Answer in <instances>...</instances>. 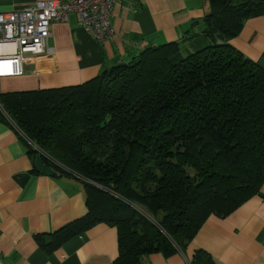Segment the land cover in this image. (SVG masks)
I'll use <instances>...</instances> for the list:
<instances>
[{"label": "trees", "instance_id": "trees-1", "mask_svg": "<svg viewBox=\"0 0 264 264\" xmlns=\"http://www.w3.org/2000/svg\"><path fill=\"white\" fill-rule=\"evenodd\" d=\"M206 45L147 46L85 82L0 94L24 137L82 182L86 213L41 241L46 251L97 222L117 230L111 264L181 250L210 215L264 186V54L228 41L264 0H207ZM27 145L31 153L36 152ZM50 166L46 159H42ZM204 249L190 264H212Z\"/></svg>", "mask_w": 264, "mask_h": 264}, {"label": "crops", "instance_id": "crops-1", "mask_svg": "<svg viewBox=\"0 0 264 264\" xmlns=\"http://www.w3.org/2000/svg\"><path fill=\"white\" fill-rule=\"evenodd\" d=\"M34 1L0 0V12ZM208 11L207 0H121L111 13L115 35L104 42L75 14L52 21L50 53L25 54L16 74L0 58V94L80 84L147 46L178 42L185 53L193 51L208 43L203 33ZM228 42L258 60L264 54V15L247 18ZM13 49L5 45L0 52ZM34 159L0 105V264H111L118 254L117 230L106 222L84 228L49 252L41 246L49 234L86 213V195L82 182L43 174ZM197 249L207 251L212 264H264V186L225 216L210 215L182 250L153 251L139 264H190Z\"/></svg>", "mask_w": 264, "mask_h": 264}, {"label": "built area", "instance_id": "built-area-1", "mask_svg": "<svg viewBox=\"0 0 264 264\" xmlns=\"http://www.w3.org/2000/svg\"><path fill=\"white\" fill-rule=\"evenodd\" d=\"M121 0H36L21 9L0 12V48L5 45L14 47L11 53L0 52V58L7 64L11 74L19 72L17 63L25 54L42 55L52 51L48 45L52 21H66L75 14L79 23L98 42H104L115 35L111 13L115 4ZM1 51V50H0ZM26 141L27 138L25 137ZM29 142V141H27ZM30 145L36 154L46 159L50 167L69 171L65 165ZM54 170V169H53Z\"/></svg>", "mask_w": 264, "mask_h": 264}, {"label": "water", "instance_id": "water-1", "mask_svg": "<svg viewBox=\"0 0 264 264\" xmlns=\"http://www.w3.org/2000/svg\"><path fill=\"white\" fill-rule=\"evenodd\" d=\"M34 165L35 168L43 174H47V175L56 174L55 171L50 166H48L43 162L42 158L39 155H35Z\"/></svg>", "mask_w": 264, "mask_h": 264}, {"label": "rangeland", "instance_id": "rangeland-1", "mask_svg": "<svg viewBox=\"0 0 264 264\" xmlns=\"http://www.w3.org/2000/svg\"><path fill=\"white\" fill-rule=\"evenodd\" d=\"M27 141H29V144L31 143L33 146H36V147L38 146L35 142H33L32 140H30L29 138H27Z\"/></svg>", "mask_w": 264, "mask_h": 264}]
</instances>
